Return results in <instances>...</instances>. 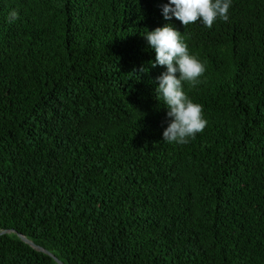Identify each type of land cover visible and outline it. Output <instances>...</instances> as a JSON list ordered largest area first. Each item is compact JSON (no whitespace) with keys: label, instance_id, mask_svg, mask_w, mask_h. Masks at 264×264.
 Returning a JSON list of instances; mask_svg holds the SVG:
<instances>
[{"label":"trees","instance_id":"obj_1","mask_svg":"<svg viewBox=\"0 0 264 264\" xmlns=\"http://www.w3.org/2000/svg\"><path fill=\"white\" fill-rule=\"evenodd\" d=\"M167 3L0 0V264H58L18 233L63 264H264V0L211 29ZM168 24L206 68L186 144L143 36Z\"/></svg>","mask_w":264,"mask_h":264},{"label":"clouds","instance_id":"obj_2","mask_svg":"<svg viewBox=\"0 0 264 264\" xmlns=\"http://www.w3.org/2000/svg\"><path fill=\"white\" fill-rule=\"evenodd\" d=\"M230 6L231 0H169V3L162 5V15L167 21L174 17L185 27L201 21L211 29L218 18L228 21ZM17 19L18 12L13 10L8 22L13 23ZM143 36L156 53V60L151 66H166L167 69L157 78L159 87L156 89L167 106L169 118L168 127L163 132V141L186 144L190 139H195L197 133L204 131L207 121L202 115V105L188 98L182 84L187 82L195 87L201 83V77L206 71L205 65L189 53L187 44L182 41V34L171 24L147 30ZM138 71L144 73L145 68Z\"/></svg>","mask_w":264,"mask_h":264},{"label":"water","instance_id":"obj_3","mask_svg":"<svg viewBox=\"0 0 264 264\" xmlns=\"http://www.w3.org/2000/svg\"><path fill=\"white\" fill-rule=\"evenodd\" d=\"M12 233H16V231L14 230H4V231H1L0 232V237L3 236V235H6V234H12ZM18 237L24 242L26 243L27 245L31 246L32 248H34L35 250L39 251V252H42L48 256H50L51 258H53L58 264H63L55 255H53L51 252L45 250L44 248L34 244L32 241H30L27 237H25L24 235L22 234H17Z\"/></svg>","mask_w":264,"mask_h":264},{"label":"rangeland","instance_id":"obj_4","mask_svg":"<svg viewBox=\"0 0 264 264\" xmlns=\"http://www.w3.org/2000/svg\"><path fill=\"white\" fill-rule=\"evenodd\" d=\"M255 132H258V129ZM254 137H255V140H257V137L256 136H254Z\"/></svg>","mask_w":264,"mask_h":264}]
</instances>
